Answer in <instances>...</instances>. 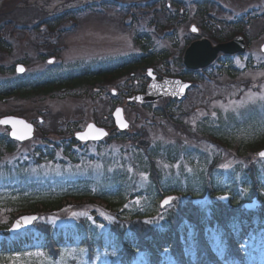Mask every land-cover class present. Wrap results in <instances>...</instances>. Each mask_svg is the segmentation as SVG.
Segmentation results:
<instances>
[{
	"label": "rangeland",
	"instance_id": "obj_1",
	"mask_svg": "<svg viewBox=\"0 0 264 264\" xmlns=\"http://www.w3.org/2000/svg\"><path fill=\"white\" fill-rule=\"evenodd\" d=\"M198 1L202 0H0V83L12 75L48 68L76 71L78 64L88 61L140 53L138 34L149 37L156 54H169L166 60L157 55L159 60L153 58L151 64L143 62L131 71L82 89L57 88L26 99L17 95L0 99V119L21 117L35 128L32 139L12 140L13 151H5L0 158V228L9 227L24 215L19 212L26 206L22 198H55L85 189L97 194L107 188L112 194L127 196L142 192L135 199L137 204L148 206L155 199L160 207L151 184L153 172L159 173L167 192L176 194L168 205L159 208L158 216L146 217L143 223L160 229L171 214L179 212H202L211 217L212 208L229 199L228 195L209 193L213 173L216 182L222 183L238 176L236 168L264 165V159L252 151L264 143V106L259 102L239 107L231 103L246 99L250 91L264 92V0H210L205 18L199 15ZM235 21L245 22L235 37L244 38L246 51L232 56L220 54L206 69L184 74L187 68L182 69L175 59L183 56L188 43L208 38L214 44L212 35L207 34L209 28H225L228 33ZM193 26L197 32L191 30ZM235 37L229 34L227 40ZM18 65L25 67L24 73L16 71ZM148 68L159 79L172 76L190 82L187 96L182 100L165 97L151 105L130 100L144 93ZM118 107L129 123L125 138L120 137L123 135L113 120ZM89 123L107 130V138L71 142ZM7 138L9 129L0 124V142ZM144 145L146 151L142 150ZM204 183L208 190L200 197ZM83 212L88 215H73ZM37 214L39 225L75 234L85 222L95 225L96 217L103 221L98 226L101 232L111 231L113 225L115 230L121 227L116 215L98 201L71 200L60 210H38ZM38 231L35 228L34 233ZM28 249L45 254L44 258L32 257L30 264L51 260L38 241ZM82 249L85 251L69 248L53 262L122 264L113 252H96L90 258V251ZM24 254L0 264H25L29 258ZM141 263L138 258L133 264Z\"/></svg>",
	"mask_w": 264,
	"mask_h": 264
},
{
	"label": "trees",
	"instance_id": "obj_2",
	"mask_svg": "<svg viewBox=\"0 0 264 264\" xmlns=\"http://www.w3.org/2000/svg\"><path fill=\"white\" fill-rule=\"evenodd\" d=\"M102 2H100L101 6L106 5ZM176 2L182 4L180 1ZM210 4V0L198 1L197 7L202 18L208 17ZM88 6L90 5H86ZM65 14L66 12L59 16ZM54 19L63 20L64 18L55 17ZM244 25L243 21H235L232 22L231 32H225V28L219 25L223 30L209 28L207 34L212 35L214 44H219L229 41L227 40L229 34L235 37L236 32L242 31ZM136 39L141 43L140 53L78 64V70H76L78 72L68 68L62 71L48 68L36 73L12 75V78L4 79L0 83V99L11 95L26 99L35 95L48 94L57 88L82 89L87 84L100 83L105 79L115 78L119 74L131 71L143 62L150 63L153 58L159 60L157 55L163 60L169 58L167 52L160 54L154 52L155 48L150 43L149 37L138 34ZM192 42L188 43V46ZM175 60L182 69L185 67L182 55ZM197 72L186 69L184 74ZM121 134L123 136L120 137H126V132L119 133ZM71 142L77 141L73 137ZM14 144L15 142L9 138L3 139L0 142V158L5 151L11 153ZM263 148L264 143L254 147L252 151L255 153ZM146 149L147 145H144L142 150L146 151ZM47 155L50 154L47 153ZM235 172L239 173L236 178L222 183L216 182L213 173L210 176L209 190L204 183V190H201L198 196H204L208 190L211 195H228L229 197L226 204H216L212 208L211 217L204 216L202 212L199 215L179 212L176 215L171 214L168 217V223L160 229L142 222L144 218L156 217L160 212L158 200L154 199L148 206L136 203L135 199L143 195L142 192L127 196L122 193L112 194L107 188L97 194H91L85 189L78 194H61L55 198L41 200L35 199L34 196L22 198L26 206L19 212L24 214H37L38 210L47 212L60 210L71 200L102 202L116 215L121 227L117 225L118 228L116 227L115 230L113 225L111 231L101 232L98 226H101L103 221L97 217L94 220L95 225L85 222L76 229V234L72 230L56 229L43 223L41 226L38 222L27 231L11 234L8 232L7 225H1L0 231L3 236L0 237V263L14 261V256H21L28 252V247L38 241L51 261H57L59 257H63L65 250L75 246L80 249L87 248L90 251V258H93L96 252H113L118 255L122 264H133L138 258L141 264H264V180L262 179L264 165H251L245 169L236 168ZM153 174L151 184L160 201L166 196L176 194L175 191L167 192L162 187L158 172ZM253 198L257 199L258 205L251 209L244 208L243 204ZM123 219L125 222H130V225L123 223ZM35 228H38V233H34Z\"/></svg>",
	"mask_w": 264,
	"mask_h": 264
},
{
	"label": "water",
	"instance_id": "obj_3",
	"mask_svg": "<svg viewBox=\"0 0 264 264\" xmlns=\"http://www.w3.org/2000/svg\"><path fill=\"white\" fill-rule=\"evenodd\" d=\"M191 30L193 32H197V28L194 26L191 27ZM246 47H247L246 42L244 41V38L242 36L235 37L231 41H227V42H223L219 44H213L208 38L198 39V40L193 41L185 50L184 55H183V63H184L185 68H187L189 71H198L200 69H204L212 65L213 62L218 58L220 54L225 55V56L242 54L246 51ZM262 51L264 52V44L262 46ZM20 67H23L25 70V67L23 65H18L16 67V71L18 73H24V71L21 72L18 70ZM147 76L149 78V81H148V84L146 85L145 92L135 95V97L130 100L138 102V103H142V104H148V103L156 102L159 99H162L167 96H171L177 99H183L186 96L187 91L191 88V85H192L190 82L184 81L183 79L179 77L165 76L159 79L157 75L154 73V70L152 68L147 69ZM176 82H179L180 84L185 85L186 87H184L183 90L181 91ZM113 117H114L116 126L120 130H125L128 127V123L126 122L125 117H124V111L121 107H118L115 109L113 113ZM5 119L22 120L26 124L31 125L30 135L25 139L18 140L11 135V132L13 130L11 124H7V125L1 124L3 126L10 128V133H9L10 139L18 141V142H24L34 137V134H35L34 125L31 124L30 122H27V120H25L24 118L10 115V116H5L1 118L0 120H5ZM90 125L94 126V128L91 129V131L89 129ZM22 128H23L22 125H17V129H22ZM95 129L103 130V133H106V135H101L99 133H96ZM81 134L97 135L99 136V138L81 139L80 138ZM107 134L108 133L104 128L98 127L95 123H89L87 127L85 128V130L77 132L75 134V137L82 142H87L90 140L98 141V140H102L103 138H105ZM262 152H264V148L260 150L259 152H257V156L260 158H264L260 155V153ZM172 198L173 197H166L165 199H163V201L161 202V206L163 207L165 205H168L171 202ZM165 200H169V203L165 204L164 203ZM255 206H256L255 200L245 204L246 208H252ZM25 216H35L38 218V215L36 214H31V215L24 214V215L19 216L13 221L12 225L8 229V231L11 234H15V233L27 230L36 221L35 220L32 224L21 228L19 231H11L10 229L12 228L14 223L21 217H25Z\"/></svg>",
	"mask_w": 264,
	"mask_h": 264
},
{
	"label": "snow or ice",
	"instance_id": "obj_4",
	"mask_svg": "<svg viewBox=\"0 0 264 264\" xmlns=\"http://www.w3.org/2000/svg\"><path fill=\"white\" fill-rule=\"evenodd\" d=\"M239 63V61H237ZM19 71L23 72L24 68L20 67L18 69ZM261 75H264V73H262ZM177 85L179 86L180 90L182 91L184 87H186L185 85L180 84L179 82H176ZM175 94V93H173ZM261 103L262 106H264V92H259V93H253V92H249L247 94L246 99L244 100H240V101H233L231 103L236 104L238 107L239 106H244L246 104H256V103ZM213 115H215V113H213ZM0 124H11L12 125V132L11 135L13 137H15L18 140L21 139H25L27 138L30 133H31V125L26 124L24 121L22 120H13V119H5V120H0ZM17 125H22L23 128L22 129H17ZM94 126L90 125L89 129L91 131V129H93ZM96 133H99L101 135H106V133H103V130L100 129H95ZM81 139H86V138H99V136L97 135H85V134H81L80 135ZM260 155L262 157H264V152L260 153ZM167 167V166H166ZM224 167H229V165H224ZM165 204L169 203V200H165L164 201ZM74 216L76 215H83V216H87V212H83V213H73ZM38 218L35 216H25V217H21L20 219H18L14 225L12 226V228L10 229L11 231H19L21 228L26 227L30 224H32L35 220H37ZM56 218L54 217L53 220H55ZM81 251H85L83 249H81ZM25 257L29 258L28 260L25 261V264H30V260L32 257H37V258H44L45 254L42 251H37V252H27L24 254ZM40 264H55V262L51 261V260H46V259H41Z\"/></svg>",
	"mask_w": 264,
	"mask_h": 264
},
{
	"label": "flooded vegetation",
	"instance_id": "obj_5",
	"mask_svg": "<svg viewBox=\"0 0 264 264\" xmlns=\"http://www.w3.org/2000/svg\"><path fill=\"white\" fill-rule=\"evenodd\" d=\"M245 42H246V41H245ZM246 46H248V45H247V42H246ZM171 98H172V97H171ZM172 99L175 100V98H172ZM118 132L121 133V132H126V131H119V130H118Z\"/></svg>",
	"mask_w": 264,
	"mask_h": 264
},
{
	"label": "bare ground",
	"instance_id": "obj_6",
	"mask_svg": "<svg viewBox=\"0 0 264 264\" xmlns=\"http://www.w3.org/2000/svg\"><path fill=\"white\" fill-rule=\"evenodd\" d=\"M26 142V141H25Z\"/></svg>",
	"mask_w": 264,
	"mask_h": 264
}]
</instances>
